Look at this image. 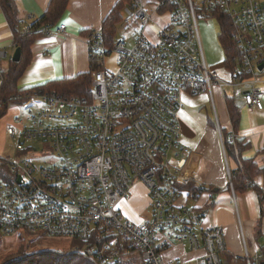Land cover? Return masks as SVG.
I'll return each instance as SVG.
<instances>
[{"label": "built area", "instance_id": "built-area-1", "mask_svg": "<svg viewBox=\"0 0 264 264\" xmlns=\"http://www.w3.org/2000/svg\"><path fill=\"white\" fill-rule=\"evenodd\" d=\"M145 2L168 15L156 24L154 40L145 32L151 19ZM121 13L142 28L130 47L124 36L108 45L101 27L90 30L89 57L99 68L92 71L88 98L35 92L18 104L28 106L29 123L22 125L17 116L20 127H6L17 154L0 157V236L69 238L75 242L71 250L101 264L129 257L138 264H187L163 258L173 244L185 243L202 251L195 264H228L223 229L209 226L197 233L204 210L176 204L183 192L176 183L186 181L181 169L189 153L180 140L178 112L185 92L198 94L225 82L206 63L200 20H216L219 28L229 24L240 71L247 75L233 79L246 85L245 104L263 107L256 83L264 81V0H125ZM63 29L60 24L45 32ZM28 32L29 25L18 23V35ZM112 51L116 68L108 71L104 58ZM35 141L48 143L55 154L44 165L25 157ZM134 183L147 191L148 217L141 221L124 218L120 208Z\"/></svg>", "mask_w": 264, "mask_h": 264}, {"label": "crops", "instance_id": "crops-1", "mask_svg": "<svg viewBox=\"0 0 264 264\" xmlns=\"http://www.w3.org/2000/svg\"><path fill=\"white\" fill-rule=\"evenodd\" d=\"M49 1L13 0L17 20L26 25L32 24L45 13ZM124 3L125 0H67L64 11L53 25L58 27L64 24V29L57 34L37 37L33 41L30 46L31 59L17 81L18 88L24 89L52 79L87 72L90 68L87 30L100 28L105 16L117 4L121 5L122 10ZM0 49L5 51V55L0 57V71H3L8 68L15 49V35L1 5ZM219 49L222 54L218 52L210 58V68L225 82L213 86L210 91L198 94L185 92L181 97L182 107L178 112L180 140L189 148L181 175L184 180L194 182L201 191L192 195L189 190L183 189L176 204L198 211L204 210L200 223L195 228L197 233L209 226H220L223 229L229 264H259V260L264 257V81L260 79L256 83L261 92L263 107L257 109L245 104L243 92L246 85L233 79L234 76L224 66L221 46ZM232 80L234 84H227ZM214 87L219 89L220 94L217 100L219 114L216 111ZM224 87L230 89L228 94L224 92ZM207 98H210L216 124L210 120L201 121L186 108V105L196 107L200 104L199 101L203 102ZM226 98H231L237 107L236 126L231 124ZM10 107L0 119L5 125L4 131L7 126L17 124L11 117L8 121L12 122L6 125ZM221 133L226 134V139L233 135V139L240 144V149L234 156L226 153ZM242 160L251 161L255 169L248 187L234 188L231 172H237ZM133 191L132 189L130 196L121 202L120 208L131 220L141 221L144 217L140 211L128 207ZM144 200L147 207V191ZM201 253V250H190L185 243H175L164 251L163 258H176L187 264H195L196 257ZM258 256L260 258L257 259Z\"/></svg>", "mask_w": 264, "mask_h": 264}, {"label": "trees", "instance_id": "trees-1", "mask_svg": "<svg viewBox=\"0 0 264 264\" xmlns=\"http://www.w3.org/2000/svg\"><path fill=\"white\" fill-rule=\"evenodd\" d=\"M67 0H50L45 13L29 24L31 32L18 35V23L13 0H0V5L10 22L15 35V47H20V58L18 61L10 60L6 70L0 71V119L7 113L12 105L22 104L28 100L29 94L45 93L56 91L59 95L69 97L72 95L79 98H88L91 91L92 71L99 68L98 63L90 60V68L87 72L76 74L68 78L52 79L43 84L34 85L20 89L17 81L29 64L31 53L30 46L33 41L40 36L47 35L45 30L55 25L65 9ZM121 21V5L117 4L103 19L102 32L104 41L112 45L116 35V25ZM90 30H87V35ZM86 31L83 33L85 34ZM218 41L224 53L223 63L233 76L242 78L245 75L240 71L239 52L233 39L232 29L226 21L222 22L218 33ZM227 112L231 124L236 126L238 122V110L231 98L225 100ZM223 145L226 153L234 156L240 149V144L234 139H226V134H222ZM5 167V166H4ZM1 168H3L1 166ZM254 165L251 161H240L237 172H231V180L234 188H245L249 186V180L254 172ZM181 189L189 190L192 195H196L201 188L190 180L176 183ZM22 233V232H19ZM73 242V241H72ZM238 261V260H237ZM133 258H124L119 264H138ZM1 264H101L96 259L68 249H57L47 247L32 251H20L15 255L6 258ZM229 264V263H228ZM259 264H264V257L259 260Z\"/></svg>", "mask_w": 264, "mask_h": 264}, {"label": "rangeland", "instance_id": "rangeland-1", "mask_svg": "<svg viewBox=\"0 0 264 264\" xmlns=\"http://www.w3.org/2000/svg\"><path fill=\"white\" fill-rule=\"evenodd\" d=\"M144 10L151 14V19L149 20V23L145 26V32L148 34L150 39L154 40L155 35V27L156 24H162L166 19H168V15H160L157 12H154V5L152 3L145 2L144 4ZM130 18L127 16V14L122 13L121 14V21L116 25V35L115 37H122L124 36L126 38V45L127 47L132 46L133 40L132 37L141 30L142 25L139 24L137 20H134L131 22ZM219 25L216 22V20H200L198 22V31L200 35L201 40V46L202 50L204 52V56L206 59V63L210 66V58L215 56L216 54H222V51L219 49V43H218V33H219ZM114 37V38H115ZM219 55H217L216 58H218ZM104 68L108 71H114L116 68V53L114 51L109 52L105 58H104ZM211 69V68H210ZM212 70V69H211ZM215 86V85H214ZM224 92L226 94L229 93V88L224 87ZM214 98L216 100V111L217 114H219V108L217 105V100L219 98V89L216 87L213 88ZM75 96V95H73ZM64 97V96H62ZM78 97V96H76ZM199 105L195 106H189L186 105V108L190 109V112L192 115L197 116L198 119L201 121H213L215 122L214 112L211 105L210 98L205 99L203 102L199 101ZM33 109L36 108V105L33 103L30 105ZM16 107L18 110H16ZM15 111V112H14ZM28 106H11L8 113V118L5 120L6 125H8L11 122L8 121L9 118H13L14 122L18 121L16 119V115H18L19 120H21V124L24 126H28ZM4 121V122H5ZM216 124V122H215ZM16 125L17 127H20L18 124H11ZM4 123L0 122V157L7 158V157H13L17 154V150L15 149V143L16 141L13 140L7 133L6 130L4 131ZM26 146L29 144H25ZM33 147H35L34 152L26 154L25 157L32 160V163L35 166L44 165L46 164V160L49 158H54L55 154L52 153V148L48 143H42L41 141H35L33 144ZM132 189L134 190L132 192L133 196L131 197L130 201L128 202V207L131 209L138 210V212L144 217L143 219L148 217V210L147 207H145V200H144V194L146 192V188L142 186L139 183H134L132 185ZM191 202V200L189 201ZM134 210V211H135ZM122 216L124 218L130 219L128 216H126V213L123 209H121ZM75 245V242L71 241L69 238L61 237V238H48L41 234H35L32 232H22L12 235H3L0 236V264L5 260L6 258H9L16 253H19L20 251H32L36 249L41 248H47V247H54V248H61V249H68ZM166 256V254H165Z\"/></svg>", "mask_w": 264, "mask_h": 264}, {"label": "water", "instance_id": "water-1", "mask_svg": "<svg viewBox=\"0 0 264 264\" xmlns=\"http://www.w3.org/2000/svg\"><path fill=\"white\" fill-rule=\"evenodd\" d=\"M20 58V47H15L12 55H11V60L12 61H18ZM263 63L259 65V69L262 68Z\"/></svg>", "mask_w": 264, "mask_h": 264}]
</instances>
